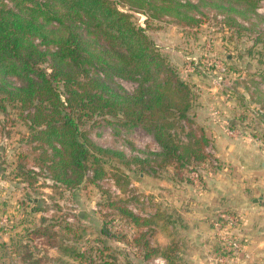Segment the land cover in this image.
Here are the masks:
<instances>
[{"label": "rangeland", "instance_id": "374dc122", "mask_svg": "<svg viewBox=\"0 0 264 264\" xmlns=\"http://www.w3.org/2000/svg\"><path fill=\"white\" fill-rule=\"evenodd\" d=\"M246 1L257 4L253 10L248 6L246 14L205 6L196 25L120 6L147 29L192 86L194 121L171 131L180 154L191 146L206 159L189 165L176 158L166 160L153 134L142 126H123L121 117L111 115L83 116L84 136L110 151L99 157L98 176L92 166L83 183L69 189L53 178L44 153L52 150L34 139L35 131L22 119L21 109L8 103L2 108L0 103V236L8 238L0 242V264H79L63 253L67 245L85 250L91 260L113 264H160L158 259L166 264L242 263L244 246L242 252L226 250L219 234L199 257L195 243L183 238L179 223H171L181 214L177 190L183 184L192 186L207 171L233 167L226 158L232 148L227 150V143L217 146L215 132L222 129L247 148L264 150V0ZM120 82L130 92L136 87L131 80ZM203 133L208 142L200 144L197 138ZM194 172L200 173L197 180ZM119 208H129L152 223L137 227ZM222 214L241 218L239 212L226 209L212 223L217 218L224 223ZM167 220L173 238L163 230ZM103 226L111 238L102 233ZM144 237L150 247L169 248L170 257L146 258Z\"/></svg>", "mask_w": 264, "mask_h": 264}, {"label": "trees", "instance_id": "16d2710c", "mask_svg": "<svg viewBox=\"0 0 264 264\" xmlns=\"http://www.w3.org/2000/svg\"><path fill=\"white\" fill-rule=\"evenodd\" d=\"M122 5L188 25L199 23L205 6L235 14L257 7L246 0H0V103L21 109L34 139L52 150L44 153L53 178L69 189L81 185L92 166L98 176L99 157L110 151L84 136L83 116L111 115L121 117L123 126H142L166 160L189 165L206 159L191 146L180 154L171 131L194 121L192 86ZM120 80L136 87L130 92ZM199 138L200 144L208 142L204 133ZM119 209L137 227L152 223L129 208ZM169 225L167 220L163 230L173 238ZM101 231L113 236L104 226ZM144 239L146 258L170 257L169 248L150 247ZM63 253L79 264H113L91 260L85 250L68 245Z\"/></svg>", "mask_w": 264, "mask_h": 264}, {"label": "crops", "instance_id": "0c3cea01", "mask_svg": "<svg viewBox=\"0 0 264 264\" xmlns=\"http://www.w3.org/2000/svg\"><path fill=\"white\" fill-rule=\"evenodd\" d=\"M214 136L217 146L227 143V150L232 148L226 158L233 167L230 171L224 168L207 171L192 186L183 184L182 190H177L181 214L173 224L179 223L183 238L195 243L199 257H203L206 244L218 234L212 223L216 214L235 210L241 215L238 227L232 228L244 244L241 264H264V150L247 148L248 145L229 138L222 129ZM218 150L222 155V148ZM7 240L6 236H0V242Z\"/></svg>", "mask_w": 264, "mask_h": 264}, {"label": "built area", "instance_id": "2783aa9c", "mask_svg": "<svg viewBox=\"0 0 264 264\" xmlns=\"http://www.w3.org/2000/svg\"><path fill=\"white\" fill-rule=\"evenodd\" d=\"M122 81V80H121ZM136 86V84H135ZM232 132L230 131V134ZM212 153L215 151L210 150ZM209 152V153H211ZM193 178H195L196 180L198 179V177L200 176L199 172H194L193 174ZM224 215V214H222ZM225 222L222 223V220L220 218H217L214 222H213V226L216 228V230L218 231V234L220 235L221 239L224 241L225 243V249H229L232 250L234 249L233 252H242V248L244 246L242 240L232 232V228H236L238 227L241 218H238V216L236 215H229V216H225ZM157 263L160 264H166V262L164 261H160V259L157 260Z\"/></svg>", "mask_w": 264, "mask_h": 264}]
</instances>
